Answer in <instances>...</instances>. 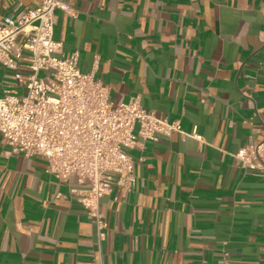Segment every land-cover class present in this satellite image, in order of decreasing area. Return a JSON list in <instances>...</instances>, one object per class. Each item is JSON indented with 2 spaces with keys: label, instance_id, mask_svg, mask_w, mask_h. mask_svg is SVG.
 <instances>
[{
  "label": "crops",
  "instance_id": "obj_1",
  "mask_svg": "<svg viewBox=\"0 0 264 264\" xmlns=\"http://www.w3.org/2000/svg\"><path fill=\"white\" fill-rule=\"evenodd\" d=\"M62 53L184 131L138 139L135 187L101 198L104 239L42 156L10 153L0 133V264H264V171L238 149L264 138V0H62ZM33 0H0V20ZM0 65V93L25 87Z\"/></svg>",
  "mask_w": 264,
  "mask_h": 264
},
{
  "label": "built area",
  "instance_id": "obj_2",
  "mask_svg": "<svg viewBox=\"0 0 264 264\" xmlns=\"http://www.w3.org/2000/svg\"><path fill=\"white\" fill-rule=\"evenodd\" d=\"M33 2L15 17L0 20V65L14 71V79L25 87L23 94L8 88L0 95V133L10 153L42 156L46 171L58 180L75 174L90 184L81 201L102 240L108 223L101 198L115 184L124 194L135 187L128 150L139 138L158 141L173 132L197 137V132L157 116L138 96L113 105L109 86L93 72H83L78 52L64 55L62 42L54 37L56 10L74 15V9L62 0ZM233 155L242 167L264 171V138Z\"/></svg>",
  "mask_w": 264,
  "mask_h": 264
},
{
  "label": "rangeland",
  "instance_id": "obj_3",
  "mask_svg": "<svg viewBox=\"0 0 264 264\" xmlns=\"http://www.w3.org/2000/svg\"><path fill=\"white\" fill-rule=\"evenodd\" d=\"M1 80V79H0ZM0 95H2V93H0Z\"/></svg>",
  "mask_w": 264,
  "mask_h": 264
}]
</instances>
